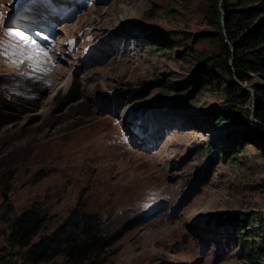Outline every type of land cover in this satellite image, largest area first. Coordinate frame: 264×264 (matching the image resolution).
<instances>
[{
    "label": "rangeland",
    "instance_id": "1",
    "mask_svg": "<svg viewBox=\"0 0 264 264\" xmlns=\"http://www.w3.org/2000/svg\"><path fill=\"white\" fill-rule=\"evenodd\" d=\"M207 1L0 0L3 226L37 206L49 232L85 205L106 218L111 264H251L226 213L254 212L264 243V130L245 108L217 123L226 79L200 82L177 44L208 27Z\"/></svg>",
    "mask_w": 264,
    "mask_h": 264
},
{
    "label": "trees",
    "instance_id": "2",
    "mask_svg": "<svg viewBox=\"0 0 264 264\" xmlns=\"http://www.w3.org/2000/svg\"><path fill=\"white\" fill-rule=\"evenodd\" d=\"M204 13L208 27L194 35L193 45L178 40L177 44L182 46L181 57L199 58L203 74L198 78H202L203 84L213 77V73L215 77L222 75L226 79L224 93L228 110L219 116L217 123L233 119L237 111L245 108L247 115L253 116L251 122L255 128L264 130V83L254 80L257 74L264 77V0H208ZM200 41H207L208 47H198ZM185 81L188 83L185 87H192L194 83L190 81L196 82L197 78L194 76ZM243 83L254 89V102L252 90ZM198 146L210 149L205 143ZM8 190V186H4L6 198ZM12 209L10 203L9 212ZM226 215L237 241L243 245L241 257L251 264H264V243L259 244L252 238L253 230L246 224L255 213L236 210ZM51 218L43 209L31 206L9 216L6 226L0 223V238L5 240L2 249H10L1 256V264H15L9 256L33 263L62 256L68 264H111L106 218L99 212L78 205L48 232ZM259 223L264 234L263 215L259 216Z\"/></svg>",
    "mask_w": 264,
    "mask_h": 264
},
{
    "label": "water",
    "instance_id": "3",
    "mask_svg": "<svg viewBox=\"0 0 264 264\" xmlns=\"http://www.w3.org/2000/svg\"><path fill=\"white\" fill-rule=\"evenodd\" d=\"M222 21H223V23L225 22V16H224V15H223ZM231 48L234 49L233 46H232ZM244 86H245L247 89L252 90V98H253V102H254V100H255V98H254V94H255L254 89L251 88V87H247L245 84H244Z\"/></svg>",
    "mask_w": 264,
    "mask_h": 264
},
{
    "label": "bare ground",
    "instance_id": "4",
    "mask_svg": "<svg viewBox=\"0 0 264 264\" xmlns=\"http://www.w3.org/2000/svg\"><path fill=\"white\" fill-rule=\"evenodd\" d=\"M19 52H17L16 51V49H13L12 51H11V53H10V55H11V57L13 56V55H15V54H18ZM13 59H15V60H17V58H13ZM58 76L60 75V74H62V70L60 71V70H58Z\"/></svg>",
    "mask_w": 264,
    "mask_h": 264
},
{
    "label": "snow or ice",
    "instance_id": "5",
    "mask_svg": "<svg viewBox=\"0 0 264 264\" xmlns=\"http://www.w3.org/2000/svg\"><path fill=\"white\" fill-rule=\"evenodd\" d=\"M9 35H17V33H13L11 31L8 32Z\"/></svg>",
    "mask_w": 264,
    "mask_h": 264
}]
</instances>
